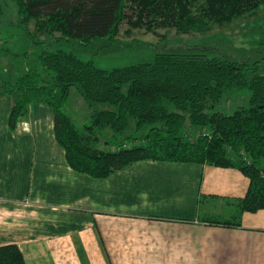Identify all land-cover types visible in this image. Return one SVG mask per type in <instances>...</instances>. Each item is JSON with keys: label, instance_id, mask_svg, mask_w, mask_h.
I'll return each instance as SVG.
<instances>
[{"label": "trees", "instance_id": "16d2710c", "mask_svg": "<svg viewBox=\"0 0 264 264\" xmlns=\"http://www.w3.org/2000/svg\"><path fill=\"white\" fill-rule=\"evenodd\" d=\"M10 1L22 23L35 21L42 35L59 33L56 45L75 39L81 46L94 38L115 39L124 22L148 31L161 27L203 31L214 20L264 5V0ZM179 47L157 50L152 62L112 70L98 68L71 50L43 49L40 66L1 91L14 97L8 126L17 130L31 104H48L54 114L55 137L68 164L93 178L147 159L238 169L249 178V186L245 196L235 200L237 218L210 223L239 227L243 212L264 209V70L259 61L212 52L213 48ZM71 87L89 105L106 106L92 113L83 131L65 113ZM230 90L247 91V104L230 113L209 111ZM131 121L133 132L122 140L140 139L139 143L125 146L119 140L111 144L113 149L99 148L98 135L107 127L114 137L122 136ZM187 121L198 131L185 134ZM0 264H25L20 248L0 245Z\"/></svg>", "mask_w": 264, "mask_h": 264}, {"label": "crops", "instance_id": "0c3cea01", "mask_svg": "<svg viewBox=\"0 0 264 264\" xmlns=\"http://www.w3.org/2000/svg\"><path fill=\"white\" fill-rule=\"evenodd\" d=\"M4 89L0 245L16 244L25 264H264V209L243 212L239 227L210 223L237 218L241 171L147 159L93 178L68 164L48 104H31L10 130Z\"/></svg>", "mask_w": 264, "mask_h": 264}, {"label": "rangeland", "instance_id": "374dc122", "mask_svg": "<svg viewBox=\"0 0 264 264\" xmlns=\"http://www.w3.org/2000/svg\"><path fill=\"white\" fill-rule=\"evenodd\" d=\"M0 9V90L18 80L29 69L39 67L41 51L56 46L74 51L82 60H92L96 67L103 70L152 62L157 50L178 46L213 48L212 52L219 51L238 59L259 61L264 70V5L250 13L239 14L227 20H214L203 31L183 32L176 27H161L148 31L124 22L115 35V39L94 38L87 46L79 45L78 40L75 39L56 45L55 38L59 36V33L42 35L36 31L35 21L22 23L15 4L10 0H0ZM41 42L44 46L40 44ZM76 90V87H73L70 91L65 113L83 131L84 126L90 123L92 113L106 106L95 104L87 107L88 103L80 100ZM248 97L249 93L245 90L227 91L209 111L230 113L238 107L245 106ZM75 105L81 108L78 114H73L71 111ZM133 128V121H131L130 127L122 136L114 137L110 128L107 127L102 134L98 135L99 148L113 149L111 144L120 142L119 140L133 132ZM197 131L198 129L190 125L188 121L185 123V134ZM144 132L146 129L142 131ZM132 141L131 139L122 140L125 146H131L133 143H139L140 139ZM108 142L112 143L108 144Z\"/></svg>", "mask_w": 264, "mask_h": 264}, {"label": "bare ground", "instance_id": "6f19581e", "mask_svg": "<svg viewBox=\"0 0 264 264\" xmlns=\"http://www.w3.org/2000/svg\"><path fill=\"white\" fill-rule=\"evenodd\" d=\"M50 125V124H49ZM50 127V126H49Z\"/></svg>", "mask_w": 264, "mask_h": 264}, {"label": "water", "instance_id": "95a60500", "mask_svg": "<svg viewBox=\"0 0 264 264\" xmlns=\"http://www.w3.org/2000/svg\"><path fill=\"white\" fill-rule=\"evenodd\" d=\"M168 47H170V46H168Z\"/></svg>", "mask_w": 264, "mask_h": 264}]
</instances>
